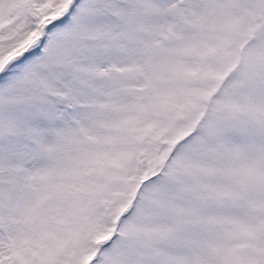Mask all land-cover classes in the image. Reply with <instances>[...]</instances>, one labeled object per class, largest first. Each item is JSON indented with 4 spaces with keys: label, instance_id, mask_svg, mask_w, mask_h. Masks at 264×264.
Instances as JSON below:
<instances>
[{
    "label": "snow or ice",
    "instance_id": "snow-or-ice-1",
    "mask_svg": "<svg viewBox=\"0 0 264 264\" xmlns=\"http://www.w3.org/2000/svg\"><path fill=\"white\" fill-rule=\"evenodd\" d=\"M0 264H264V0H0Z\"/></svg>",
    "mask_w": 264,
    "mask_h": 264
}]
</instances>
